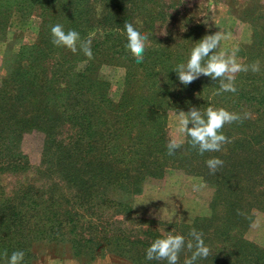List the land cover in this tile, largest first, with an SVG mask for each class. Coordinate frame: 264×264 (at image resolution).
<instances>
[{
  "label": "trees",
  "instance_id": "1",
  "mask_svg": "<svg viewBox=\"0 0 264 264\" xmlns=\"http://www.w3.org/2000/svg\"><path fill=\"white\" fill-rule=\"evenodd\" d=\"M160 0H0V41L12 13L39 19L34 43L11 45L1 56L0 76V264L34 243L65 246L78 264L111 255L129 264L147 260L146 249L162 232L185 237L178 264L191 256L192 229L210 248L196 264H264V248L245 238L254 209L264 213V36L256 31L237 55L260 71L236 74L237 91L219 92V81L201 74L182 84L174 70L195 43L213 34L199 24L174 41L156 24L178 16ZM99 7V11H98ZM143 21L150 47L137 63L126 48L125 21ZM64 25L91 37L93 58L52 43L51 27ZM120 65L114 96L100 77L102 65ZM224 107L251 118L226 124L231 140L203 155L183 136L169 155L167 112ZM191 127V124H189ZM40 137L38 160L21 149L25 135ZM224 161L215 174L206 161ZM178 171L210 191L205 211L189 223L157 222L132 214V201L148 179ZM243 213V214H239ZM162 225V227H161ZM195 243L194 241H192ZM194 250V249H193Z\"/></svg>",
  "mask_w": 264,
  "mask_h": 264
},
{
  "label": "rangeland",
  "instance_id": "2",
  "mask_svg": "<svg viewBox=\"0 0 264 264\" xmlns=\"http://www.w3.org/2000/svg\"><path fill=\"white\" fill-rule=\"evenodd\" d=\"M175 4L170 11L178 10L174 19L167 24H156V35L162 37L170 31L172 39L178 40L187 27L199 24L214 34L221 31L222 40L217 51L231 52L233 49L248 45L254 33L264 36V0H160ZM39 19L30 16L22 19L12 13L5 33L0 41V76L2 74L1 56L4 48L12 49L19 44L34 43L37 37ZM209 35V34H208ZM264 54V53H263ZM245 57V56H244ZM237 55L240 62L244 61ZM100 77L109 82L110 92L116 96L123 75L120 65H102ZM178 112H167V134L169 138L183 139L178 132ZM40 137L35 134L24 135L21 149L26 153L30 163L38 160ZM210 191L203 183L194 180L178 171H170L161 180L148 179L143 190L135 195L132 201V214L151 218L157 222L189 223L199 213H203ZM252 220L245 230V238L264 248V213L254 209ZM260 214L261 218L256 216ZM256 217V223L254 220ZM162 227V225H161ZM257 240L259 243L255 242ZM32 256L28 264H78L65 246L49 243H34L31 246ZM89 264H129L127 261L105 255Z\"/></svg>",
  "mask_w": 264,
  "mask_h": 264
},
{
  "label": "clouds",
  "instance_id": "3",
  "mask_svg": "<svg viewBox=\"0 0 264 264\" xmlns=\"http://www.w3.org/2000/svg\"><path fill=\"white\" fill-rule=\"evenodd\" d=\"M124 29L127 39L126 48L137 63L143 62L144 53L150 47L149 33L143 31V21L138 17L133 22L125 21ZM51 34L52 43L55 46L66 47L73 54L77 53L79 48L89 59L93 58L91 37L82 39L78 31L74 29L65 31L64 25L59 23L51 27ZM221 40L222 33L217 31L214 34L205 35L195 43L187 62L178 64L174 69L182 84L189 85L203 74L219 81L220 86L217 94L219 92L235 93L237 91L235 87L236 74L249 70L260 71V61L257 60L248 65L238 60V48L233 49L230 53L217 51ZM247 118H251L250 112L241 116L224 107L209 106L203 111L200 108L192 107L188 112L180 111L178 113V132L190 137L191 147L197 149L201 155L205 152H219L225 144L231 143V140L223 132L224 126ZM183 143L182 139L171 138L167 144L168 154L174 155L178 149H181ZM206 164L210 172L215 174L223 166L224 161L219 157H211L206 161ZM189 235L192 240L187 242V248L191 251V256L185 259L184 264H196L198 259H206L209 256L210 248L205 244L202 232L192 229ZM184 248L185 237L183 235L162 232L161 236L146 249V259L178 264L180 253ZM4 255L7 257V264H23L25 253L22 250H17L8 257L5 251Z\"/></svg>",
  "mask_w": 264,
  "mask_h": 264
},
{
  "label": "crops",
  "instance_id": "4",
  "mask_svg": "<svg viewBox=\"0 0 264 264\" xmlns=\"http://www.w3.org/2000/svg\"><path fill=\"white\" fill-rule=\"evenodd\" d=\"M260 216H261V215L258 214L256 217H257V218H261ZM256 217H255V220H254V225H255V223H256ZM263 217H264V216H263ZM254 241L257 242V243H259L257 240H254ZM259 244H260V243H259ZM263 246H264V245H263Z\"/></svg>",
  "mask_w": 264,
  "mask_h": 264
}]
</instances>
